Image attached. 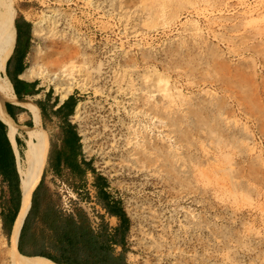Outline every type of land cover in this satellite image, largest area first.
<instances>
[{
	"label": "rangeland",
	"instance_id": "374dc122",
	"mask_svg": "<svg viewBox=\"0 0 264 264\" xmlns=\"http://www.w3.org/2000/svg\"><path fill=\"white\" fill-rule=\"evenodd\" d=\"M5 1L56 34L33 35L34 47L56 58L78 40L94 57L90 78L67 94L81 112L69 119L129 217L130 264H264V0ZM40 80L59 99L63 91ZM142 138L169 146L179 177L163 148L154 161L135 153ZM7 204L0 193V264H11Z\"/></svg>",
	"mask_w": 264,
	"mask_h": 264
},
{
	"label": "crops",
	"instance_id": "0c3cea01",
	"mask_svg": "<svg viewBox=\"0 0 264 264\" xmlns=\"http://www.w3.org/2000/svg\"><path fill=\"white\" fill-rule=\"evenodd\" d=\"M13 30L14 35L9 51L0 68V76L11 88L10 97L5 98L0 94L3 108L5 106V113L16 125L12 141L9 136V126L0 118V193H6L7 200L10 197L9 184L18 179L20 187V176L17 170L18 161L23 159L27 128L33 125L29 105L37 107L42 129V172L31 193L30 204L22 221L23 224L28 215L26 224L20 241L18 234L16 250L23 256H42L60 264H114L115 262L130 264L126 258L128 249L124 251V246H128L129 229L122 240L124 244H115L114 234L116 230L119 233V219L115 215H110L95 197V184L103 183V190L109 194L110 199L119 198L112 189L108 178L96 171L104 177L102 180H97V174H92L89 170L84 176L76 173L72 175L69 165L61 161L56 168L54 160L48 158L50 150L60 144L61 123L56 116H42L38 104L48 105L56 99V104L51 108L54 110L68 95L63 100L60 99V95L59 99L55 97L56 94L52 95L51 93L50 96H47L49 90L42 88L40 78L28 79L23 76L30 65L31 52L36 48L33 45L34 27L27 17L14 13ZM50 126L55 127L56 134L54 137L47 132L50 130ZM65 182L73 189V191H69L73 198L71 199V206L68 208L64 206L59 190L62 184L67 187ZM55 187L58 189L56 190ZM35 189L37 190L34 200H32ZM86 194H89L90 198H83ZM82 201L88 202L89 207L80 206L78 203ZM68 219L71 221L70 226L73 227V237L70 238V236L63 234L55 235L51 225H66ZM39 251L58 258L40 255L38 254Z\"/></svg>",
	"mask_w": 264,
	"mask_h": 264
},
{
	"label": "bare ground",
	"instance_id": "6f19581e",
	"mask_svg": "<svg viewBox=\"0 0 264 264\" xmlns=\"http://www.w3.org/2000/svg\"><path fill=\"white\" fill-rule=\"evenodd\" d=\"M148 1V0H147ZM165 1V0H164ZM170 6V1L172 0H167ZM179 1V0H178ZM163 2V1H162ZM161 2V3H162ZM172 2H176V1H172ZM156 1L154 2V6H155ZM158 3V2H157ZM160 4V7L158 8L160 11L164 12V9H169L166 8L164 5L166 3ZM153 4V3H152ZM175 4V3H174ZM148 5V4H147ZM150 5V4H149ZM158 5V4H157ZM167 5V3H166ZM153 6V7H154ZM152 10V7L150 8ZM154 9V8H153ZM173 10V9H172ZM171 10V11H172ZM170 11V12H171ZM155 12V11H154ZM158 12V10H157ZM165 13V12H164ZM162 13V14H164ZM13 14H14V10L13 8L6 3L5 0H0V68L2 67L3 61L9 51V47H10V43L12 40V37L14 35V30H13ZM152 14H154L152 12ZM157 15V14H155ZM168 15V14H167ZM154 16V15H153ZM165 16V15H164ZM44 19V17H43ZM47 21V20H46ZM38 23V22H37ZM45 25V24H44ZM51 25V24H50ZM48 28V27H46ZM45 27H43L41 25V23H39L38 25L36 24V26L34 27V31L33 33L36 35H42V37L45 38H49V37H53L55 36L53 33H49L48 29L46 30ZM56 30V29H55ZM49 33V34H48ZM58 35V33H57ZM60 37V35H59ZM75 44H77V47H75L74 51L72 50V52L70 50H67V46H65L67 49H63V51L61 53H59V55L56 58H52V54L50 52L47 51H43L44 49L40 48V46H36V48H34V50L31 52V61H30V65L28 66L27 70L25 71V73L23 74V76L25 78L28 79H32L34 77H38V78H45L47 79L50 83L55 84V90L57 91H63L60 94V99L63 100L65 97H67V94L70 92V90L72 89L73 86H81L84 85L85 80L88 78H90L89 74L92 70L93 67V60L94 57L93 55H91L89 52H87L86 47L83 45H81L78 40H74ZM179 44V43H178ZM182 44V43H181ZM50 45V44H49ZM208 45V44H207ZM54 46V45H52ZM51 46V48H52ZM173 46V45H172ZM213 46V45H212ZM64 47V46H63ZM176 47V46H174ZM209 47V45L207 46ZM48 45H45V49L47 50ZM70 48V47H69ZM171 48V47H170ZM177 48V47H176ZM212 49V48H211ZM172 50V49H171ZM181 50V49H180ZM216 50V49H215ZM209 53V52H208ZM181 55V54H179ZM146 56V55H145ZM214 56V55H213ZM182 57V56H181ZM189 58V57H188ZM212 58V57H211ZM190 59V58H189ZM214 59V58H212ZM217 59V58H216ZM216 61V60H215ZM217 62V61H216ZM214 62V63H216ZM219 63V62H218ZM192 65V64H191ZM190 65V66H191ZM216 65V64H215ZM99 66V65H98ZM217 66V65H216ZM192 67V66H191ZM225 67V66H224ZM94 68V67H93ZM216 68V67H215ZM219 68V67H218ZM94 70V69H93ZM93 73V72H92ZM224 76V75H223ZM221 76V77H223ZM226 78V77H224ZM231 79V78H230ZM238 79V78H237ZM242 79V77L240 78ZM239 79V80H240ZM161 80V79H160ZM163 80V79H162ZM161 80V81H162ZM246 80V79H245ZM160 81V82H161ZM227 81V80H226ZM225 81V82H226ZM233 81V80H232ZM231 81V82H232ZM242 81V80H241ZM89 82V81H88ZM234 83V82H233ZM247 83H249V81H247ZM235 84V83H234ZM239 84V83H238ZM244 84H246L244 82ZM250 84V83H249ZM247 85V84H246ZM159 86V85H158ZM251 86V85H250ZM168 87V86H167ZM246 86H244L245 88ZM248 87V86H247ZM163 90L164 92L168 89H166V82H164L163 86H160V90ZM161 90V91H162ZM244 90V89H243ZM247 90V89H246ZM245 90V91H246ZM253 90V89H252ZM250 91V90H249ZM169 92V90H168ZM167 92V94H169ZM179 91H177L178 93ZM244 92V91H243ZM248 92V91H247ZM247 92L244 93L245 95H247ZM0 94L5 97L8 98L11 96V88L8 86V84L6 83V81L0 76ZM165 95L166 92L164 93ZM162 95V94H161ZM170 95V94H169ZM168 95V96H169ZM178 95V94H177ZM181 95V93L179 94ZM244 95V96H245ZM183 96V95H182ZM166 98V96H165ZM182 98V97H181ZM249 98V97H248ZM159 99V98H158ZM254 99V96L253 98ZM249 100V99H248ZM160 101V100H159ZM212 101V100H210ZM253 101V100H252ZM152 102V101H151ZM207 102V101H206ZM259 103L257 101L254 100V103L252 104L250 102V104H252L255 109L256 106L254 104ZM161 104V103H160ZM163 104V103H162ZM166 104V103H165ZM188 104V103H187ZM187 104L184 106H187ZM191 104V103H189ZM193 104V103H192ZM195 104V103H194ZM153 105V104H151ZM156 105V104H155ZM258 105V104H257ZM261 105V103H260ZM159 106V105H158ZM157 106V107H158ZM183 106V105H182ZM189 106V105H188ZM191 106V105H190ZM194 106V105H193ZM156 107V106H154ZM171 107V106H170ZM173 107V106H172ZM178 107V106H177ZM220 108V106H218ZM217 107V108H218ZM5 108V106H4ZM3 108V104H2V99L0 97V118L7 123V125L9 126V136L13 141V135L16 129V125L15 123L12 121V119L5 113V110ZM29 110L32 113V120H33V125L29 128H27V138H26V145H25V149L23 152V163L19 160L18 161V173L20 176V190H21V203H20V208L18 210V213L16 215V219L12 228V231L10 233L9 236V243H8V253H10V257L11 258V264H60V263H55L51 260L46 259L45 257L42 256H23L21 254H19L16 250V240L18 238V234L20 231V227L23 221V218L25 216V213L27 212V209L29 207L30 204V198H31V193L34 189V187L36 186L41 172H42V129H41V120H40V115H39V111L37 109L36 106L34 105H29L28 106ZM153 108V107H150ZM166 108V107H165ZM175 108V106H174ZM192 108V107H191ZM201 108V106L199 107ZM159 109V108H157ZM168 109V106H167ZM166 109V110H167ZM173 109V108H172ZM183 109V108H182ZM150 110V109H149ZM152 110V109H151ZM163 110L164 113H166ZM169 110V109H168ZM176 110H178V108H176ZM186 110V108L184 109ZM189 110V109H188ZM192 110V109H190ZM76 114H74L76 117L78 115H80L81 112H79V108H78V104L76 106ZM160 111V110H159ZM172 111V110H171ZM169 111V112H171ZM192 111H196V110H192ZM191 111V112H192ZM210 111V110H209ZM150 112V111H149ZM154 112V111H153ZM156 112V111H155ZM162 112V111H161ZM168 112V113H169ZM175 112V111H174ZM199 112V111H198ZM215 112V111H214ZM163 113V114H164ZM181 113V111H180ZM179 113V114H180ZM188 113V112H187ZM197 113V112H196ZM196 113H194L196 115ZM218 113V112H217ZM259 113V112H257ZM173 114V113H172ZM191 114V113H190ZM152 115V114H151ZM167 115V113H166ZM207 115V113H206ZM213 115V114H212ZM211 115V116H212ZM219 115V114H218ZM156 116V113H155ZM164 116V115H163ZM169 116V114L167 115V117ZM174 116V115H172ZM180 116V115H179ZM184 115H182L183 117ZM199 116V114H198ZM202 116V115H201ZM154 117V115H153ZM157 117V116H156ZM165 117V116H164ZM171 117V116H170ZM169 117V119H170ZM176 117V115L174 116ZM174 117H171V119L175 120ZM195 117V116H194ZM207 117V116H206ZM217 117V116H216ZM215 117V118H216ZM212 118V117H211ZM162 119V118H161ZM178 119V118H177ZM181 119V118H180ZM179 119V120H180ZM195 119V118H194ZM160 120V118H159ZM165 120V119H164ZM167 120V119H166ZM165 120V121H166ZM179 120H176L179 122ZM184 120V119H183ZM196 120V119H195ZM204 120V119H203ZM213 120V118H212ZM221 120V119H220ZM182 121V120H181ZM201 121V120H199ZM206 121V120H205ZM202 121V122H205ZM171 124H172V120H170ZM173 124L172 126L174 125ZM195 122V121H194ZM209 122V121H207ZM211 122V121H210ZM166 123V122H165ZM169 123V122H168ZM199 123V122H198ZM224 123V121H223ZM170 124V126H171ZM178 124V123H176ZM181 124V123H180ZM179 124V125H180ZM217 124V121H216ZM214 124V125H216ZM178 125V127H179ZM199 126V125H198ZM174 127V126H173ZM216 127V126H215ZM222 128V126H221ZM131 129V128H130ZM134 129V128H133ZM171 129V127H170ZM174 129V128H173ZM179 129V128H178ZM177 129V130H178ZM186 129V128H185ZM214 129V128H213ZM216 129V128H215ZM214 129V130H215ZM176 130V131H177ZM181 130V129H180ZM197 130V129H196ZM209 130V129H208ZM212 130V129H211ZM209 130V132L211 131ZM218 130V127H217ZM220 130V129H219ZM179 131V130H178ZM177 131V132H178ZM182 131V130H181ZM180 131V135L182 134V132ZM216 131V130H215ZM224 132V131H223ZM134 133V132H133ZM140 133V132H139ZM211 133V132H210ZM214 133V132H213ZM232 133V132H230ZM141 134V133H140ZM191 134V133H190ZM212 134V133H211ZM222 134V133H220ZM227 134V132H226ZM135 135V134H133ZM137 135V134H136ZM185 135V134H184ZM207 135V134H206ZM143 135H141L142 137ZM213 136V135H212ZM134 137V136H133ZM183 137V136H182ZM209 137V136H208ZM215 137L216 134H215ZM221 137V136H218ZM233 137V135L231 136ZM136 138V136H135ZM234 138V137H233ZM134 139V138H132ZM131 139V140H132ZM157 139V138H156ZM185 139V138H184ZM183 139V140H184ZM226 139V138H224ZM232 139V138H231ZM129 140V139H128ZM130 140V141H131ZM189 141V140H188ZM218 141V140H217ZM216 141V142H217ZM221 141V140H220ZM134 142V141H133ZM224 142V140H223ZM176 143V142H175ZM215 143V142H213ZM137 144V143H136ZM178 144V142H177ZM216 144V143H215ZM218 144V143H217ZM131 146H134L131 145ZM159 147L164 149V158L167 162V166L168 167V171L170 172L169 175H176L178 176V168L176 170V166H174V162H173V152L172 150L169 149V146L165 143L159 144L158 141L154 140H150L148 138H142L141 142H138L137 147L135 146V153L136 154H140L143 155L147 160H152L153 159V155L157 154L154 151L160 149ZM133 149V148H132ZM150 149L151 152H150ZM132 151V150H131ZM163 151V150H161ZM159 152V151H158ZM155 153V154H153ZM132 154V153H131ZM130 154V155H131ZM188 154V153H187ZM182 155V154H181ZM132 158H135L134 153L133 155H131ZM134 156V157H133ZM139 156V155H138ZM142 157V156H141ZM140 157V158H141ZM143 157V158H144ZM160 157V156H159ZM175 157V156H174ZM183 157V156H182ZM131 158V157H130ZM139 158V159H140ZM189 158V157H188ZM137 159V155L136 158ZM138 159V160H139ZM190 159V158H189ZM127 160V158H126ZM130 160V159H129ZM141 160V159H140ZM160 160V159H159ZM175 160V159H174ZM132 161V160H131ZM144 160L140 161L141 163ZM154 161V160H152ZM178 161V159H177ZM135 162V160H134ZM137 162V161H136ZM139 163V162H138ZM140 163V164H141ZM136 164V163H135ZM252 164V163H251ZM141 166H143L141 164ZM158 166V165H157ZM145 167V166H144ZM178 167V165H177ZM222 168V167H221ZM228 168V167H227ZM220 170V169H219ZM223 170V169H222ZM231 170V169H230ZM227 171V170H226ZM232 171V170H231ZM233 172V171H232ZM231 172V173H232ZM225 173V172H224ZM226 174V173H225ZM230 174V173H229ZM227 175V174H226ZM182 176V175H181ZM184 176V175H183ZM229 176V175H228ZM230 177V176H229ZM170 178V177H169ZM175 178V177H174ZM178 179V178H177ZM178 181V180H177ZM233 181V179H232ZM179 183V182H178ZM190 186V185H189ZM233 189V187H232ZM9 255V254H8Z\"/></svg>",
	"mask_w": 264,
	"mask_h": 264
},
{
	"label": "trees",
	"instance_id": "16d2710c",
	"mask_svg": "<svg viewBox=\"0 0 264 264\" xmlns=\"http://www.w3.org/2000/svg\"><path fill=\"white\" fill-rule=\"evenodd\" d=\"M51 92L48 91L47 96H50ZM78 98L73 94L68 95L66 99L54 110L51 108L56 104L57 100L55 99L52 103L39 105L41 109L42 116L49 117V115L56 116L60 119V144L52 148L49 152L48 158L54 160L56 164V168H58V164L63 161L64 164L69 165L70 172L76 173L77 175L84 176L86 171H91L92 174H97V180H102L104 178L102 175L98 174L95 168L92 165L91 160H87L82 152L80 137L77 134L74 126L69 120V116L73 114L74 108L77 104ZM49 109V111H47ZM7 144L9 142L7 140ZM41 181L39 182L38 186L40 185ZM104 184H95L96 187V194L95 197L97 201L105 208V210L110 215H115L119 219V233L117 230L114 234V243L124 244L122 242L124 235L129 229L130 221L129 217L127 216L126 212L123 210L121 205L120 198L118 199H110L109 194L103 190ZM76 187V186H74ZM37 189L34 190L32 195V200H34L35 192ZM9 194L10 197L8 199V206L6 210H2L1 217H2V227L5 234L10 233V229L12 223L16 217L17 211L19 209L20 200H21V192L19 187L18 179L11 182L9 184ZM83 198L88 199L90 198L89 194L83 196ZM29 214V213H28ZM28 216V215H27ZM27 216L20 228L19 238H22L24 227L26 224ZM71 221L70 219L67 220V224H61L58 226L51 225L52 229L55 231V235L63 234L66 236L73 237V227L70 226ZM128 248L124 246V251ZM38 254L45 255L49 258H58L52 255H46L43 251H39ZM116 258V257H115ZM114 264H121L115 262ZM127 264V263H126Z\"/></svg>",
	"mask_w": 264,
	"mask_h": 264
},
{
	"label": "built area",
	"instance_id": "2783aa9c",
	"mask_svg": "<svg viewBox=\"0 0 264 264\" xmlns=\"http://www.w3.org/2000/svg\"><path fill=\"white\" fill-rule=\"evenodd\" d=\"M60 193H61V197L63 199L64 202V206H66L67 208L69 206H71V199L73 198V196L71 195V193H69V190L67 187H65L63 184L60 186ZM80 206H88L89 207V203L82 201L78 203Z\"/></svg>",
	"mask_w": 264,
	"mask_h": 264
},
{
	"label": "water",
	"instance_id": "95a60500",
	"mask_svg": "<svg viewBox=\"0 0 264 264\" xmlns=\"http://www.w3.org/2000/svg\"><path fill=\"white\" fill-rule=\"evenodd\" d=\"M15 222V221H14Z\"/></svg>",
	"mask_w": 264,
	"mask_h": 264
}]
</instances>
